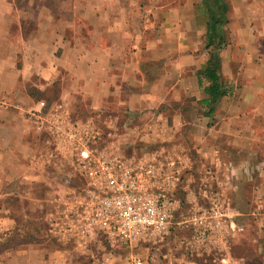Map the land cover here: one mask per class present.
<instances>
[{
    "label": "crops",
    "instance_id": "1",
    "mask_svg": "<svg viewBox=\"0 0 264 264\" xmlns=\"http://www.w3.org/2000/svg\"><path fill=\"white\" fill-rule=\"evenodd\" d=\"M225 2L226 41L214 51L206 46L203 0H147L158 29L137 49L140 58L130 60L132 18L122 8L133 5L135 14L133 0L120 5L119 0H0V199H20L23 214L40 212L48 201L50 218L57 216L87 186V178L71 163L65 131L93 126L101 131L98 146L120 150L125 139L126 148L161 149L163 156H147L174 160L179 171L175 186L196 205L202 195L212 197V186L219 197H239L246 204L248 187V200L257 207H226L230 217L225 222L228 230H241L236 215L255 217L252 241L263 251L264 0ZM213 53L226 94L210 111L204 91L209 81L200 80L198 71ZM56 181L62 185L58 194ZM175 200L182 212L183 203ZM0 218L1 230L9 221ZM50 238L66 250L85 246L51 230ZM141 246L145 264H152L153 244L141 242L135 248ZM54 254L33 242L26 249H4L0 264H52ZM121 254L111 256V262L124 264ZM162 258V264H203L184 255ZM218 264L251 263L226 250ZM258 264H264V256Z\"/></svg>",
    "mask_w": 264,
    "mask_h": 264
},
{
    "label": "built area",
    "instance_id": "2",
    "mask_svg": "<svg viewBox=\"0 0 264 264\" xmlns=\"http://www.w3.org/2000/svg\"><path fill=\"white\" fill-rule=\"evenodd\" d=\"M65 136L66 149L72 150L71 163L87 178V186L50 218L51 232L78 244L104 235L128 249L124 264H145L133 250L135 246L163 238L181 223L175 221L179 204L171 195L179 174L175 161L128 157L98 146L101 131L93 126H74ZM216 214L221 215L217 207L196 216L202 237L205 229L212 228V221L202 216L211 219ZM105 264L113 263L108 258Z\"/></svg>",
    "mask_w": 264,
    "mask_h": 264
},
{
    "label": "rangeland",
    "instance_id": "3",
    "mask_svg": "<svg viewBox=\"0 0 264 264\" xmlns=\"http://www.w3.org/2000/svg\"><path fill=\"white\" fill-rule=\"evenodd\" d=\"M123 1L126 2V0H119L118 4H123ZM133 1L135 4V14H132V11H130L134 9L133 5H123L124 7L122 8L124 15L128 16L129 19L132 18L128 25L132 36L128 41V52L126 54V59L130 60L138 59L139 55L136 53L137 49L142 48L146 39L154 35L158 29V24L154 21V19H152L151 7H148L147 0ZM133 15L134 17H131ZM140 31L145 33L140 36ZM138 34L139 37H133ZM111 105L112 103L110 106ZM47 120L50 121V118ZM48 124H50V122H48ZM122 142L123 143H121L119 147L120 150L118 149V151L125 156L140 158L145 157V155L147 156L152 152H157L158 156H163V153L159 152L161 149L153 151L152 149L149 150V147H144L142 145H135L134 149L130 146H127L126 148L125 139H123ZM220 143H225V139H221ZM213 166L212 175H215L216 173H214ZM203 171L204 174L208 173L206 172L207 170L203 169ZM189 172L190 170L187 171V174ZM195 176L197 175H193L192 179ZM75 180L77 181L78 179ZM78 185V182H74L72 184L74 187ZM53 187L54 193L58 194L62 191V185L58 181L55 182ZM200 189H202L203 193L208 190L204 185L201 186ZM216 191L219 190H214V186H212V197H207L208 193H206L202 195L204 197L201 198L199 200V204L196 205L195 201L191 200V198L187 196V193L186 196L183 197L180 194L183 190L180 188L177 189V186L171 190L172 197L176 199L177 196L183 203L182 212H177L175 217V221L181 222V224L175 225L167 236L163 238L157 237L154 241H151V244L154 246L149 254L153 259L152 264H162V256L166 253H168L169 257L172 259L184 255L185 258H198L202 263L207 262V264H218L219 257L224 254L226 250L227 252H232L238 258L247 257L251 264L259 263L261 258L264 256V247L263 251H258L257 246L253 245L256 244L254 243L255 241H252L256 238L257 220L255 217L254 219H250V217L246 214L236 215L235 217L238 218L237 222H240L244 226L241 230H228L225 222V220H228L230 217V215L228 216L225 214L226 207H230L231 209L234 207H241L244 211L247 207H257L255 201L251 203V200H248L251 199V190L246 187V204L245 199L239 197L237 199V197L233 198V196H231L230 199L228 198L229 200L226 199L224 195L219 197L218 194H216ZM248 203L251 204L247 205ZM261 205L264 210V203H261ZM216 207L220 210L221 215H212L211 219L209 216H202L203 218L207 217L208 220L212 221V228L208 230L205 229L206 234L202 237L200 234L202 226L199 225L198 227V225H196L199 224L198 221H196V216L201 215L203 212H207L210 208ZM0 209H4L6 211V213L1 211L0 217L8 220L9 226L17 224L16 226L19 227V234L17 233V239L14 241L16 246H14V248H7V251H14V249H19L20 247L26 249L30 243L34 242L38 243L39 246H44V248L49 249V251L51 248L55 250V254L53 256L54 263L52 264H93L94 261H96L97 264H105L108 258L112 260L111 256L118 254V252L123 253L121 254V257H123L126 261L128 249L111 243L104 235L101 234L87 240L85 246L81 249L82 254L79 249L75 252L70 246H67L68 248L66 250L65 248H60L56 245V242H53L50 238V202L48 201L42 202L39 210L40 212L23 214L22 210L24 209V205L20 199L17 198L16 200H11L3 198L0 199ZM235 217L233 216V218ZM261 218L260 222H264V219ZM262 236L264 241V232L262 233ZM229 242L233 243L232 247H230ZM249 242L252 245H248ZM11 245L12 242L6 247H11ZM86 249L88 251L83 253ZM134 249V251L145 261V258L141 254V250H144L143 247L141 246ZM148 263L149 261L147 264Z\"/></svg>",
    "mask_w": 264,
    "mask_h": 264
},
{
    "label": "trees",
    "instance_id": "4",
    "mask_svg": "<svg viewBox=\"0 0 264 264\" xmlns=\"http://www.w3.org/2000/svg\"><path fill=\"white\" fill-rule=\"evenodd\" d=\"M19 1V0H16ZM205 11L208 16L206 23V46H211L214 51L221 49L225 45V31L224 24L226 19L224 13L227 9L225 0H203ZM220 61L217 54L213 53L211 59L198 71L199 79L205 77L208 79L209 84L204 88L208 94V105L210 111L214 110L216 102L226 94L224 83L219 77ZM16 200V199H14ZM8 226L0 230V252L7 248H14L16 244L14 241L19 234L18 226ZM22 225V224H20ZM18 233V234H17ZM12 242L11 247H6ZM207 264V262L203 263Z\"/></svg>",
    "mask_w": 264,
    "mask_h": 264
}]
</instances>
